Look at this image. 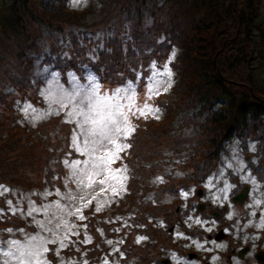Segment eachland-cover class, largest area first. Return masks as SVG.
Segmentation results:
<instances>
[{
  "label": "trees",
  "instance_id": "1",
  "mask_svg": "<svg viewBox=\"0 0 264 264\" xmlns=\"http://www.w3.org/2000/svg\"><path fill=\"white\" fill-rule=\"evenodd\" d=\"M67 1L13 0L0 16V184L12 200L27 206L26 194L48 183L64 190L65 163L77 156L70 131L75 122L67 111L47 115L40 130L21 111L28 104L47 105L39 92L42 73L53 71L66 85L71 78L91 83L92 74L113 91L130 83L134 95L153 84L170 59L173 81L153 101L161 118L133 117L135 127L123 138L118 161L127 169L124 196L107 210L91 206L83 219L77 217L80 230L67 227L64 253L77 263L107 254L112 259L117 250L112 252L111 239L124 232L127 238L135 229L154 240L151 225L159 215L168 223L180 216L178 202L167 201L166 194L202 185L233 151L244 153L256 178L264 179V161L250 160L254 154L264 158L261 0H96L79 9ZM32 197L36 205L54 199ZM7 214L1 224L25 226L23 218L10 222ZM125 240L122 251L136 254ZM49 246L55 262L54 243ZM140 252L134 262L146 261L148 246ZM122 258L117 264L129 263Z\"/></svg>",
  "mask_w": 264,
  "mask_h": 264
},
{
  "label": "rangeland",
  "instance_id": "2",
  "mask_svg": "<svg viewBox=\"0 0 264 264\" xmlns=\"http://www.w3.org/2000/svg\"><path fill=\"white\" fill-rule=\"evenodd\" d=\"M261 1L264 12V0ZM92 2L96 0H68L67 6L79 9ZM12 3L13 0H0V16ZM169 60H166L165 69L157 80L134 95L130 92L134 88L130 83L113 91L107 83L97 84L96 76L92 74H88V79L94 78L91 83L81 84L71 78L66 85L55 72L42 73L44 82L40 94L47 105L30 104L32 107L28 104L21 111L25 120L35 126L52 114L67 111L66 115L75 122L74 130L71 125L70 131L77 156L65 163V189L62 190L55 183H48L43 191L32 189L24 197L27 206L21 198L12 200L9 189L0 184V199L3 200L0 204V264H117L115 259L123 260L124 255L129 260L128 264H162V259L167 257L172 261L170 264H200L198 260L187 258L185 252L189 249L199 251L207 246L213 250L227 246L238 249L244 244H255L260 235L264 236V179L256 178L244 153L233 151L232 158L218 174L208 175L202 185L179 188V194L175 196L166 194L167 201L175 199L178 202L175 210L179 211L180 216L171 218L168 223L159 215L151 225L157 229L154 240L138 229L127 238L124 232L119 234L118 239L109 242L112 252L117 250L114 258L109 259L107 254L90 262L82 259L77 263L75 256L63 252L68 246L67 227L75 226V230H80L77 217L83 219L84 211L91 206L94 211L107 210L111 201H119L124 196L128 188L127 169L124 162L118 161L123 158L122 150L126 147L123 138L135 127L133 117L161 118L160 110L153 101L172 84L173 70L169 67ZM258 65V75L264 85V62ZM38 128H42V123ZM254 144V141L250 143V154L255 151ZM250 160L257 164L262 163L264 158L260 159L254 154ZM69 179L72 180L68 182ZM244 185H247V194L242 201L230 200L231 196L241 192ZM196 190H200L201 194L196 196ZM32 195H54V199L48 198L42 205H36ZM198 204H201L200 210ZM223 207L224 211L221 210ZM182 210L186 213L181 214ZM210 210L220 211V218H217L218 215L210 216ZM6 214L10 222L15 220L14 217L23 218L25 226L16 228L1 224ZM221 226L229 238L208 241L206 237L198 235L202 230L205 233L211 229L216 231ZM124 240L128 241L129 247H136V254L127 256L125 250L122 251L119 243L123 244ZM50 242L55 246L51 252L58 257L55 262L49 258ZM144 246L149 249L146 261L134 262L140 258ZM255 249L256 246L252 249L244 247L239 253L240 257L233 255L232 264H258L254 258ZM216 256L213 261H218Z\"/></svg>",
  "mask_w": 264,
  "mask_h": 264
},
{
  "label": "flooded vegetation",
  "instance_id": "3",
  "mask_svg": "<svg viewBox=\"0 0 264 264\" xmlns=\"http://www.w3.org/2000/svg\"><path fill=\"white\" fill-rule=\"evenodd\" d=\"M201 215H203V214H201ZM218 218H220V216ZM263 232H264V230H263ZM258 233H262V232L258 231ZM198 235H200V237H206L208 239V241H210L211 239L221 240V239L229 238V235H227L223 231L222 226L218 227V229L216 231L215 230L213 231V229H211L210 232L205 233V231L202 230L201 233H199ZM255 246H256L255 250L257 252L258 251H264V238L262 236L258 238V241L255 244H253V243L244 244V246H242L238 249H236L234 247L230 248L229 246H227V247H222V249L213 250V249H210V246H207V247L200 249L199 251L198 250L193 251L192 249H189L188 251L185 252V255L187 258H192V259L198 260L200 262V264H232L233 255H237L238 257H240L239 253L242 249H244V247H246L247 249H252ZM205 250L209 251V252H204ZM215 255H217L216 257H218V261H213ZM220 256L222 258H220ZM254 258H256L258 264H264V261L259 259L256 255ZM163 261L164 262L168 261V262L162 263V264L172 263V261L169 257L162 259V262ZM176 264H181V262H178Z\"/></svg>",
  "mask_w": 264,
  "mask_h": 264
},
{
  "label": "water",
  "instance_id": "4",
  "mask_svg": "<svg viewBox=\"0 0 264 264\" xmlns=\"http://www.w3.org/2000/svg\"><path fill=\"white\" fill-rule=\"evenodd\" d=\"M246 187L243 188V190L241 191V193H239L238 195H235L232 200L235 202H241L242 198L245 196L246 194ZM198 193L201 194V191L198 190ZM199 207L201 208V204L199 205ZM215 215H218V213H215ZM257 257L259 259H261L262 261H264V253L263 252H257L256 253ZM168 262V261H167ZM167 262H163V263H167Z\"/></svg>",
  "mask_w": 264,
  "mask_h": 264
}]
</instances>
